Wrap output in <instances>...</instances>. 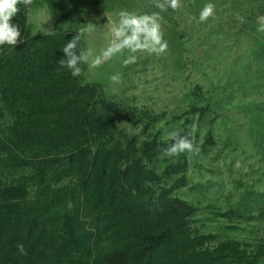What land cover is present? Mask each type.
<instances>
[{"label": "trees", "instance_id": "16d2710c", "mask_svg": "<svg viewBox=\"0 0 264 264\" xmlns=\"http://www.w3.org/2000/svg\"><path fill=\"white\" fill-rule=\"evenodd\" d=\"M145 1L142 8L149 14ZM157 2L152 0L151 7ZM211 2L182 4L196 13ZM130 3L32 0L46 9L54 36L27 32L30 5L23 6V0L11 20L19 25L24 43L13 50L0 47V264H264V225L254 241L201 233L193 226L198 207L177 195L187 185L194 150L165 155L172 143L165 134L178 131L202 156L216 144L204 132L197 145L199 125L193 132L192 118L201 120L210 108L208 103L199 106L201 84L189 89L188 109L165 120L164 112L125 106L99 82L86 81L87 63L75 77L60 67L61 49L77 33L79 47L86 50L88 35L75 28V20ZM173 3L167 2L162 17L171 13ZM229 3L234 11L237 2ZM257 8L259 12L240 17L243 32L254 17H264V0ZM196 15L199 19L201 13ZM199 22L203 28L204 20ZM177 45L168 44L170 67L181 71L187 63L181 51L175 53ZM234 48L225 52L234 55L227 66L230 84L241 94L264 95L257 83L264 65L246 69L244 53ZM259 55L264 58V42ZM248 104L247 126L259 140L253 146L259 166L264 164V101L251 98ZM249 194L242 199L248 210L239 203L235 214L264 218V189Z\"/></svg>", "mask_w": 264, "mask_h": 264}, {"label": "rangeland", "instance_id": "374dc122", "mask_svg": "<svg viewBox=\"0 0 264 264\" xmlns=\"http://www.w3.org/2000/svg\"><path fill=\"white\" fill-rule=\"evenodd\" d=\"M130 1L128 7L118 6L114 11L98 13L85 20L76 18L75 28L88 35L85 49L90 56L88 70L84 72L86 81L99 82L108 94L125 106L164 112L165 120L186 111L189 89H193L195 83L201 84L199 106L208 103L210 108L201 120L197 116L192 118L193 132L195 125H199L197 145L202 142L204 132H210L216 144L204 156L195 147L186 174L187 185L178 190L177 195L198 207L193 226L201 233L256 240L261 235L264 218L248 219L235 213H238L236 209L242 199L252 196L249 194L251 191L264 189V164L257 165L253 150L259 140H255V135L249 131L246 120L248 100L256 98L264 101V95L250 90V93L241 94L238 85L236 89L230 84L233 80L229 73L231 66H227L234 55L226 56L225 52L227 47L233 45L237 47L234 52L244 53L246 69L263 68L264 58L259 55V47L264 42V17L258 15L254 17V24H247V30L243 32L240 29V17L246 16L247 11L259 12L257 7L261 0H234L237 2L234 11L238 10L235 19H232L234 11L230 8L232 3L229 0H212L213 11L203 19V28L199 22L202 19L196 15L202 12L189 11L188 4H182L184 0H176V5L166 17L162 15L168 7L167 2L172 0H154L158 1V8L151 7L152 0H146L147 8L148 5L151 8L149 14L142 8V0ZM29 8L27 32L41 35L43 27L52 25L50 16L45 8L38 5L30 4ZM121 12L155 17L160 26L162 42L167 45L165 50L157 53L145 49L132 51L125 47L120 52H110L116 41L113 29L119 24ZM89 23L95 27L86 30ZM239 29L242 32L238 33ZM170 41L178 43L174 51L176 54L181 51L187 63L181 71H174L170 67L173 59L168 48ZM96 60L99 63H94ZM113 76H118L119 80L113 81ZM257 83L264 89V74ZM214 114L216 118L212 124ZM257 167L261 178L255 172ZM256 179H262L261 183L255 184ZM239 206L247 209L243 203Z\"/></svg>", "mask_w": 264, "mask_h": 264}, {"label": "clouds", "instance_id": "9594fccd", "mask_svg": "<svg viewBox=\"0 0 264 264\" xmlns=\"http://www.w3.org/2000/svg\"><path fill=\"white\" fill-rule=\"evenodd\" d=\"M32 0H23V6L27 7ZM175 6V3H173ZM21 0H0V47L7 46L12 50L17 44L24 43V37L21 34L19 25L11 23L13 17L20 11ZM213 5L207 4L201 13V19L211 15ZM119 24L113 29L116 41L113 42L110 52H120L123 48L129 47L132 51L145 49L152 52H163L166 48V42H162L160 26L155 17L135 16L128 12L120 13ZM95 26L91 23L86 25V30H91ZM45 36H54L56 30L52 25L43 27ZM81 33H77L72 39L68 40L61 51L63 57L58 60L61 68L67 69L75 77L79 76L82 67L89 60L90 52L79 47ZM94 63H99L96 60ZM113 81H118V76L111 77ZM166 139L172 143L165 149V155H176L181 152L193 151L192 142L185 136H181L178 131L167 132ZM21 252L24 251L23 245H18Z\"/></svg>", "mask_w": 264, "mask_h": 264}]
</instances>
